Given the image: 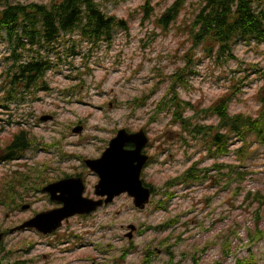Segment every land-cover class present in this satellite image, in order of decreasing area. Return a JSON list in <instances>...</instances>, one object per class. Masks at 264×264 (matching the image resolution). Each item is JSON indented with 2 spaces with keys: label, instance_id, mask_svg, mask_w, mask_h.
I'll return each instance as SVG.
<instances>
[{
  "label": "rangeland",
  "instance_id": "rangeland-1",
  "mask_svg": "<svg viewBox=\"0 0 264 264\" xmlns=\"http://www.w3.org/2000/svg\"><path fill=\"white\" fill-rule=\"evenodd\" d=\"M201 1L188 0L180 18L167 32H162L155 21L141 24L140 7L146 0L106 3L104 13L125 19L129 32L118 30L111 43L96 48L83 45L82 56L59 62L45 78L46 89L33 92L20 104L4 105L0 93V159L6 153L4 144L21 129L29 132L35 143L19 161L0 163V192L7 182H29L26 187L16 188L17 197L21 195L24 200L13 207L0 203V233L21 225L31 216V208L40 213L56 206L30 187L38 176L60 179L79 175L86 179L91 193L97 178L84 160L99 158L120 129H143L148 134L147 152L153 161L146 178L159 190L145 210L135 208L132 199L124 195L91 216L71 218L55 236H40L32 231L9 234L0 240L3 264H147L144 260L148 248L157 253L151 255L149 264H167L171 259L168 248L174 253V264H194L195 260L198 264H235L236 259L250 256L264 264V234L258 235L254 243L248 236V231L255 233L257 204L251 205L246 199L249 191L264 193V145L250 138L255 142L249 147L252 154L245 167L252 173L243 183L234 180L229 186L220 184L215 163L238 164L235 151L241 143L233 139L230 154L213 158L201 138L182 141L185 134L168 110L157 113L158 103L169 89V76L186 63L184 56L191 47L189 24ZM50 2L10 0L14 4ZM173 2L152 0L151 6L160 15ZM153 33L159 35L155 37ZM233 55L235 59L219 58L198 49L194 55L196 74L181 87V98L197 109H205L229 95L233 97L232 114L257 117L260 96L264 95V46L238 43ZM8 56L7 42L0 37V86L1 74L10 66L5 61ZM137 99L145 105L135 107ZM187 114L191 116L192 111ZM43 116H51L52 120L43 122ZM195 121L217 122L215 117L204 115ZM196 163L212 170L209 180L176 187L174 198L159 209L158 202L165 196L163 184ZM238 186L243 189L241 193L235 192ZM32 203L29 210L21 209ZM178 216L172 230L162 233L149 229ZM129 225L136 227L131 240L126 237ZM257 227L264 232V213ZM235 230L237 237L232 236ZM166 239L168 242L162 245ZM226 239L230 241V255L223 252ZM131 242L138 250L120 261L121 251L131 247Z\"/></svg>",
  "mask_w": 264,
  "mask_h": 264
},
{
  "label": "trees",
  "instance_id": "trees-1",
  "mask_svg": "<svg viewBox=\"0 0 264 264\" xmlns=\"http://www.w3.org/2000/svg\"><path fill=\"white\" fill-rule=\"evenodd\" d=\"M114 0H51L49 4L10 3V0H0V37L7 42L9 56L5 61L10 66L1 74L3 83L0 93L4 105L20 104L33 92L46 89L45 78L54 67L66 63L67 59L75 60L82 56L83 45L90 48L99 47L105 42L111 43L113 35L118 30L129 32L130 26L125 19L109 16L104 13L106 3ZM152 0L140 7L143 12L142 25L155 21L162 32H167L176 24L187 6L188 0H174L160 15L155 14ZM157 37L158 33H153ZM191 47L186 52L184 66L175 70L169 76V89L158 103L157 113L168 110L172 120L179 125L185 135L182 141L201 138L206 151L213 158L227 156L231 153V142L235 139L241 143L236 158L238 164L225 165L216 162L218 183L229 186L234 180L243 183L252 173L246 168L248 156L252 154L250 145L258 141L264 145V95L260 96V111L257 117L243 113L232 114L230 105L233 97L225 95L214 105L197 109L196 106L181 98L180 89L196 74L194 55L198 49L209 56L216 54L225 59L233 58V47L238 43L264 46V0H202L198 11L189 24L188 30ZM89 55V54H88ZM73 62H70V65ZM41 83H43V88ZM135 107L144 106L142 99H137ZM192 111V115L187 113ZM212 116L217 120L213 124H202L195 121L202 116ZM250 138H254L250 140ZM38 145V144H37ZM35 143L29 132L21 129L10 141L4 144L5 155L0 160L13 161L21 159ZM212 171L199 167V163L188 168L184 173L167 180L163 184L165 196L159 200V209H164L174 198L175 189L181 185H192L209 180L208 173ZM6 188L0 192V203L4 207H13L24 200L17 197V187L28 186V181L7 182ZM45 181L38 180L30 187L38 189ZM160 189V190H161ZM238 186L235 192H242ZM154 187V195L158 194ZM246 199L251 205L257 204L255 210V233L248 231L249 241L254 243L258 235L264 234L257 225L264 213V193L261 191L247 192ZM179 216L157 227H150L159 232L175 228ZM141 232V231H140ZM237 237V230L233 231ZM169 239L162 241L166 244ZM131 247L121 251L120 261H125L128 255L138 250L134 242ZM145 263L151 262V255L157 253L148 248ZM171 256L167 264H174V253L168 248ZM223 252L231 254L230 241L226 239ZM194 264H198L195 260ZM235 264H258L254 256L249 259H236Z\"/></svg>",
  "mask_w": 264,
  "mask_h": 264
},
{
  "label": "water",
  "instance_id": "water-1",
  "mask_svg": "<svg viewBox=\"0 0 264 264\" xmlns=\"http://www.w3.org/2000/svg\"><path fill=\"white\" fill-rule=\"evenodd\" d=\"M52 120L51 116H43L41 121ZM81 130V128H79ZM149 143V137L142 129L130 133L120 129L112 138L108 147L97 159H86L84 164L99 177L96 185V195L106 200H92L83 196L85 185L80 178H66L52 183L44 188L51 195V200L61 202L63 206L51 211L41 212L31 220L23 223L15 231L34 228L49 235L62 227L63 222L76 215H89L104 204H110L115 198L127 194L133 199L135 208L144 210L150 203L152 191L144 186L141 172L148 160L143 149ZM128 144L135 145L134 149H127ZM60 193V196L57 194ZM29 209V205L22 206V210ZM130 232L126 237L131 240L136 230L129 225Z\"/></svg>",
  "mask_w": 264,
  "mask_h": 264
},
{
  "label": "flooded vegetation",
  "instance_id": "flooded-vegetation-1",
  "mask_svg": "<svg viewBox=\"0 0 264 264\" xmlns=\"http://www.w3.org/2000/svg\"><path fill=\"white\" fill-rule=\"evenodd\" d=\"M149 146H150V142H149V144L146 145V146L144 147V149H143V154L148 156V160H147V162L145 163V165H144V167H143V169H142V172H141V179H142V181H143L145 187L151 189V191H152L151 201H152V198L155 196V195H154V187H155V186H154L153 184H151V183H148V182H147V178H146V172H147L148 168L150 167V165L152 164V161H153V157L147 152ZM126 148H127V149H134V148H135V145H133V144H128V145L126 146ZM22 158H23V157H22ZM22 158H21V159H22ZM19 160H20V159H17V161H19ZM3 161H4V160H0V163L3 162ZM26 175H27V174H25V177H26ZM66 176H67V175H66ZM95 177L97 178V181H96V182L98 183V181H99V177H98V175H95ZM66 178H80V179L83 181V183H84V185H85V190H84V194H83V196H84L85 198L92 199V200H96V201H99V200H106V197H105V198H101V197H98V196L96 195V189H95L96 185H95V187H94V190H93L91 193H89V192H88V187H87V185H86V179H85L84 177H82V176H79V175H75V176H67V177L60 178V179L52 178V177H49V176H46V177H44V178H42L41 176H38V180L45 181V183L42 184L38 189H35V190L38 191V193L42 192V193H43V196H45L47 199H49V200L51 201V195H50L48 192H45V191H44V188L47 187L48 185L52 184V183L59 182V181H61V180H63V179H66ZM38 180H36L35 182H37ZM35 182H34V183H35ZM60 195H61L60 193L57 194V196H60ZM124 195H126V194H124ZM124 195H122V196H124ZM118 198H119V197H118ZM129 198H130V197H129ZM116 199H117V198H116ZM116 199H115V200H116ZM115 200H114V201H115ZM114 201H113V202H114ZM132 201H133V200H132ZM151 201H150V202H151ZM51 202L56 203V206H55L53 209L60 208V207L63 206V204H62L61 202H56V201H51ZM111 204H112V203H111ZM149 204H150V203H149ZM108 205H110V204H107V205L104 204L103 206H101V207H99L98 209H96V211L90 213L89 216L95 214L99 209H101V208H103V207H106V206H108ZM32 206H33V203L30 205V207H32ZM30 212H32L31 216H29L27 219H25L24 222H26V221L32 219V218L38 213V212L34 213V212L32 211V208L30 209ZM86 216H87V215H78V216H75V217H86ZM66 221H67V220H66ZM69 221H70V220H69ZM69 221L65 222L64 224L69 223ZM24 222H23V223H24ZM23 223H22V224H23ZM22 224H21V225H22ZM19 226H20V225H18V226H14V227H11V228H9V229H7V230H4L2 233H0V240H1L2 238H7L9 234L12 235V234H14V233H16V232H27V231H32V232H34V233L39 234L40 236H55V235H57L58 232L61 231L60 229H58V230L54 231L52 234H50V235H44L43 233L39 232V231L36 230V229H25V230H23V231H15L14 233H11L12 230L16 229V228L19 227ZM68 243H69V242H68ZM66 244H67V243H65V245H66ZM68 245H69V244H68ZM1 250H2V248H1ZM0 264H3V262L0 261Z\"/></svg>",
  "mask_w": 264,
  "mask_h": 264
}]
</instances>
